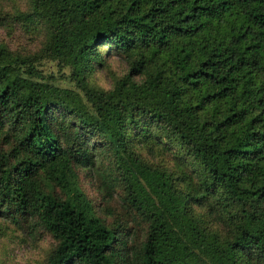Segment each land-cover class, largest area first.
Listing matches in <instances>:
<instances>
[{
	"label": "trees",
	"instance_id": "1",
	"mask_svg": "<svg viewBox=\"0 0 264 264\" xmlns=\"http://www.w3.org/2000/svg\"><path fill=\"white\" fill-rule=\"evenodd\" d=\"M27 1L22 25L42 28L41 54L70 67L79 92L43 83L33 58L0 44V224L47 233L42 264H264V0ZM101 46L127 65L108 91L82 74ZM135 117L188 150L201 193L104 157L110 141L126 147ZM83 171L101 203L122 197L141 240L105 224L76 182ZM197 194L240 208L225 240L187 215Z\"/></svg>",
	"mask_w": 264,
	"mask_h": 264
},
{
	"label": "rangeland",
	"instance_id": "2",
	"mask_svg": "<svg viewBox=\"0 0 264 264\" xmlns=\"http://www.w3.org/2000/svg\"><path fill=\"white\" fill-rule=\"evenodd\" d=\"M28 9L27 0H0V44L15 56L33 58V66L41 74L40 80L43 83L57 89L79 92L72 80L71 68L41 54L40 50L45 38L42 28L36 30L22 25L19 16L25 14ZM126 70L127 65L121 55L113 51L107 52V47L101 46L82 74L88 86L108 91L116 81L123 78ZM141 121L139 117L128 120L127 129L123 131L127 138L126 147L122 148L119 143L110 141L109 150L113 155L105 154L104 157L112 164L113 161L120 163V160L125 158L138 161L168 173L170 182L179 193L188 194L192 190L195 193L196 187L201 193L200 182L203 174L199 163L178 141L168 137L159 129L155 130L148 122L144 124ZM114 154L120 160L112 158ZM99 156L102 157V153ZM102 160L106 164L103 157ZM76 182L107 226L113 228L119 224L120 227L131 230L134 241L142 239L144 225L138 220L128 221L124 217L122 197L118 193L113 195L111 201L103 204L95 189V181L88 174L86 175V172H80ZM39 184L38 192L46 193L47 178L40 177ZM197 196L199 201L193 199L185 205L187 215L205 231L225 240L231 232L226 217L228 213L239 216L240 208L230 205L229 208L224 209L215 205L211 198L204 194ZM53 246L54 241L43 231L39 230L38 233L29 236L10 224H0V264H42ZM237 264L245 263L238 261Z\"/></svg>",
	"mask_w": 264,
	"mask_h": 264
}]
</instances>
